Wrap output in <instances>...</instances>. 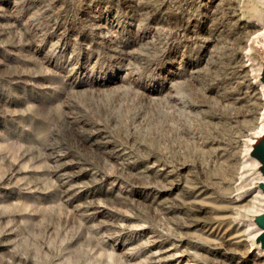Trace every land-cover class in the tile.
Masks as SVG:
<instances>
[{
    "label": "rangeland",
    "instance_id": "1",
    "mask_svg": "<svg viewBox=\"0 0 264 264\" xmlns=\"http://www.w3.org/2000/svg\"><path fill=\"white\" fill-rule=\"evenodd\" d=\"M263 73L264 0H0V264H264Z\"/></svg>",
    "mask_w": 264,
    "mask_h": 264
},
{
    "label": "water",
    "instance_id": "2",
    "mask_svg": "<svg viewBox=\"0 0 264 264\" xmlns=\"http://www.w3.org/2000/svg\"><path fill=\"white\" fill-rule=\"evenodd\" d=\"M261 82H263L264 85V73L261 76ZM250 155L260 160L264 170V132L259 137L255 138V141L252 144V150L250 151ZM260 188L264 192V184H261ZM256 222L258 223V226L262 229L261 232L258 234L257 238L260 239L262 247L264 248V209L261 213L257 214Z\"/></svg>",
    "mask_w": 264,
    "mask_h": 264
},
{
    "label": "bare ground",
    "instance_id": "3",
    "mask_svg": "<svg viewBox=\"0 0 264 264\" xmlns=\"http://www.w3.org/2000/svg\"><path fill=\"white\" fill-rule=\"evenodd\" d=\"M263 86V88H264V85H262ZM264 90V89H263ZM264 94V93H263ZM262 114H263V119H262V122H261V124H260V126L258 127V132L256 133V135H257V137H259L263 132H264V108H263V111H262ZM256 137V138H257ZM252 140V139H251ZM255 141V139H253L252 141H250L251 142V144L249 145V151H251L252 150V144H253V142ZM264 179V178H263ZM262 184H264V183H262ZM261 186V185H260ZM259 189H261L260 187H259ZM262 191V190H261ZM261 194H263L264 195V192L263 193H261ZM264 209V208H263ZM262 211V210H261ZM261 213V212H260ZM261 230L262 229H260V230H258V234L261 232Z\"/></svg>",
    "mask_w": 264,
    "mask_h": 264
}]
</instances>
